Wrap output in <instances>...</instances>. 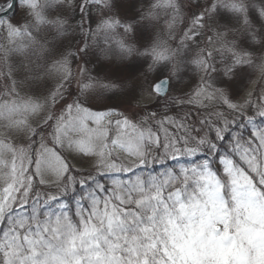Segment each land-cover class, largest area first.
I'll use <instances>...</instances> for the list:
<instances>
[{"label": "snow or ice", "instance_id": "6c2138e0", "mask_svg": "<svg viewBox=\"0 0 264 264\" xmlns=\"http://www.w3.org/2000/svg\"><path fill=\"white\" fill-rule=\"evenodd\" d=\"M0 264H264V0H0Z\"/></svg>", "mask_w": 264, "mask_h": 264}]
</instances>
